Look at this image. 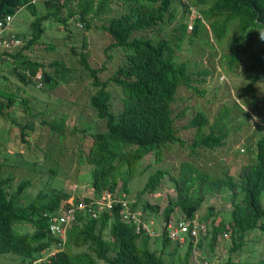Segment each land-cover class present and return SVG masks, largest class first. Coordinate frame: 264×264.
<instances>
[{"label":"trees","instance_id":"obj_1","mask_svg":"<svg viewBox=\"0 0 264 264\" xmlns=\"http://www.w3.org/2000/svg\"><path fill=\"white\" fill-rule=\"evenodd\" d=\"M30 1L0 0V19L5 15H15L21 7L33 6L34 3ZM174 1H42L46 11L31 21L27 41L11 53H0V63L13 62V73L23 84L34 82L37 86L35 76L39 72L40 87H52L46 65L24 55V51L40 43L44 33L43 24L54 21L68 30V21L77 19L88 30L90 21L109 14L108 18L101 20L100 26L110 39L105 53L120 49L125 58L124 63L107 80H101L98 77L100 70L91 67L87 61L86 38L82 39L79 52V63L96 88L89 96V106L106 128L105 131L89 133L90 143L85 153V162L92 167L91 187L94 196L117 190L122 172L127 174V178L122 179L121 190L123 193L128 192V181L135 176L140 162L150 154L154 156L155 162H161L165 151L172 145H187L191 153L198 149L213 151L226 145L228 132L225 121L230 115V110L226 108L219 111L213 122L205 113L197 112L186 126V129L194 130L190 144L180 138L179 130L175 127L172 109L175 95L180 87L192 89L194 82L188 64L175 60L176 51L184 37L188 36L192 40L198 36L201 19L208 25L216 42L226 36L230 23L238 22V36L231 42L233 51L228 62L229 68L238 63L236 53L243 46L246 35L252 30H261L262 46L250 66L254 74L251 84L246 87L254 101L253 84L264 83V0H210L209 6L200 9L199 18L194 23L184 18L174 29L171 38L154 41L153 32L159 33L164 25L175 19V9L171 8ZM205 3L206 0L195 1V5ZM119 9L120 14L114 15ZM49 67H53L52 63ZM110 84L121 92L122 106L118 112L112 110L113 96L108 90ZM13 94L0 87L1 116L8 115L4 109L14 105ZM18 102L30 115L28 101L21 98ZM65 122L66 118L61 117L49 125L52 131L61 133ZM28 128L30 126L27 124L21 126V134L24 135ZM81 131L84 135L88 134L86 129ZM2 171L3 162L0 161V255L12 254L19 257L20 264H30L59 242L49 232L50 215L57 212L61 204L72 206L80 202L81 198H71L62 190L49 193L40 191L32 201L20 206L15 196L29 187L32 181H22L18 191L10 192V183L14 179L2 178ZM166 175L167 170H155L138 195L153 193ZM170 179L175 185V200H168L164 207L149 202L141 205L135 202L131 207L136 210L140 208L145 215L146 212L157 214L163 223L176 211L185 219H192L209 195L227 190L231 202L229 218L218 219L216 209L207 206L206 212L199 217L206 227L205 232L196 246L206 244L209 252H213L219 239L225 236L229 240V254L220 264H264V256L253 260L234 258L243 252L252 233L264 235V133L256 140L254 160L241 167L237 178L229 173L210 176L189 164H183L178 175H170ZM84 201L89 202V199L84 198ZM16 223L31 224L33 231L16 233L13 230ZM155 237L143 231L137 233L132 223L122 222L119 208L115 207L110 212L101 211L95 218L85 210L77 213L76 221L67 229L61 249L42 264H174L167 261L165 255H173L183 245L169 239L164 226L158 235L159 251L152 248L151 242ZM172 245L173 250L166 252ZM184 246V262L188 264L193 244L186 240Z\"/></svg>","mask_w":264,"mask_h":264},{"label":"rangeland","instance_id":"obj_2","mask_svg":"<svg viewBox=\"0 0 264 264\" xmlns=\"http://www.w3.org/2000/svg\"><path fill=\"white\" fill-rule=\"evenodd\" d=\"M195 1H174L171 8L175 9L176 17L171 23L164 25L159 33L153 32L154 41L171 38L180 21L184 18L189 20V7L199 16L200 9L210 4V0H206L207 3L203 5H195ZM45 11L43 2L38 1L33 6L21 7L15 12L10 29L22 39L23 44L30 36L31 21ZM120 12V9L116 10L114 15ZM65 15L64 12L63 16ZM108 17L109 14H105L90 21L88 30L81 26L82 22L77 19L68 21V30L54 21L43 24L44 33L40 43L31 50L24 51V55L30 60L46 65L52 79V87L43 85L38 88L34 82L23 84L13 73V62L0 63V87L15 93L12 96L14 105L4 109L8 115H0V161L3 162L1 177H13L10 192L18 191L22 181H32L29 187L15 196L20 206L28 204L40 191L49 193L62 190L74 199L92 194V167L85 162V153L90 143L89 133L105 131L106 128L105 123L97 119L89 106V96L96 88L79 63V52L82 39L86 38L87 61L91 67L100 70L98 77L101 80H107L124 63L125 58L120 49L108 50L105 53L110 39L100 26L101 20ZM194 21L192 20V23ZM237 25V21L230 23L226 36L216 42L208 25L201 19L198 36L192 40H189L188 36L184 37L175 57L176 61L188 64L194 79L192 89L180 87L172 103L178 135L190 144L194 130L186 129V126L191 118L197 112H203L213 122L219 111L226 108L230 110V115L225 121L228 132L226 145L213 151L198 149L193 153L187 145H172L165 151L164 159L159 163L155 162L152 154L147 155L140 162L135 176L128 181V192L125 194L131 203L141 205L143 202H149L164 207L168 200H175V185L170 175L177 176L183 164H189L210 176H224L229 173L237 178L241 167L254 160L256 140L264 133V83L253 84L255 101L252 99V93L246 91V87L252 82L254 72L250 66L262 46L263 35L260 29L249 32L243 46L236 53L238 63L229 68L228 62L233 51L231 42L238 36ZM51 63L53 67H49ZM108 90L113 96L112 110L120 111L122 105L119 88L110 84ZM21 98L28 101L30 115L18 102ZM2 101L6 102L5 99ZM61 117L66 118L62 132L52 131L49 123ZM25 124L30 128L22 135L21 126ZM83 129L87 130V135L83 134ZM8 149L13 151V154H9ZM20 150L23 151L22 154ZM157 169L167 170L168 175L153 193L145 192L139 196L138 192ZM126 178L127 174L122 172L118 180V190L121 192L122 179ZM207 206L216 209L218 219H228L231 209L229 192L222 190L219 194L209 195L198 212L199 217L206 212ZM143 216L145 221L153 222L152 228L159 235L162 227L161 217L147 212ZM173 216L182 217L177 211ZM13 230L16 233H31L33 226L16 223ZM158 235L154 238L157 241L151 242L152 248L157 251L161 247ZM172 248L173 245L166 252H170ZM51 249L41 257H47ZM228 249L229 240L225 236L219 239L213 252H209L206 244L202 247L195 246L188 264H220L227 258ZM185 251L183 245L173 255L166 254L165 258L174 264H185ZM262 256L264 235L254 232L243 252L234 258L253 260ZM0 264H20L19 257L2 254Z\"/></svg>","mask_w":264,"mask_h":264},{"label":"built area","instance_id":"obj_3","mask_svg":"<svg viewBox=\"0 0 264 264\" xmlns=\"http://www.w3.org/2000/svg\"><path fill=\"white\" fill-rule=\"evenodd\" d=\"M38 1L48 0H31L30 2L36 3ZM190 16L189 20H195L199 18L195 11L189 7ZM14 15H5L0 19V53H11L23 45V41L19 36L11 31V25L13 23ZM191 27V26H190ZM40 88L41 73H37L35 76ZM84 198H88L89 202H85ZM131 203L125 193L118 189L114 192L105 191L99 196L92 194L81 198L80 202L72 206H66L61 204L59 210L49 217L48 229L51 234L56 236L59 240L57 246H55L50 254L44 259L41 257L45 254L43 252L41 256L33 260L30 264H42L47 261L56 251L61 249L62 244L65 241L66 231L76 221L78 212L87 211L92 217H96L101 211H112L115 207L119 208L120 220L124 223H132L135 226L136 232L143 231L150 237H155L158 234L152 228V221H145L144 216L140 210L133 209ZM162 226L165 228V233L168 238L177 242L180 245H184L186 240H189L193 247L198 243L201 235L205 232V225L199 221L198 214H195L192 219H185L184 217L171 216L166 223L162 222ZM207 264L206 262H203Z\"/></svg>","mask_w":264,"mask_h":264},{"label":"crops","instance_id":"obj_4","mask_svg":"<svg viewBox=\"0 0 264 264\" xmlns=\"http://www.w3.org/2000/svg\"><path fill=\"white\" fill-rule=\"evenodd\" d=\"M7 152H8L9 154H13V151H11L10 149H8V151H7ZM19 152H20V154H22V152H23V151H22V150H20Z\"/></svg>","mask_w":264,"mask_h":264}]
</instances>
